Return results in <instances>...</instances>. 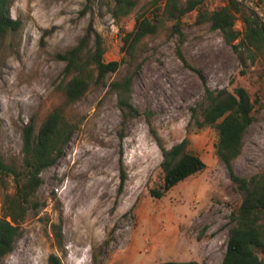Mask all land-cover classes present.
<instances>
[{
    "label": "rangeland",
    "instance_id": "obj_1",
    "mask_svg": "<svg viewBox=\"0 0 264 264\" xmlns=\"http://www.w3.org/2000/svg\"><path fill=\"white\" fill-rule=\"evenodd\" d=\"M137 1L134 12L116 22L113 0H12L11 17L21 29L0 42V158L20 170L24 127L33 121L39 129L57 109L78 128L64 156L41 174L33 198L39 207L30 209L3 264L223 263L241 196L216 154L217 131L198 130L192 108L204 100L206 88H245L256 120L234 170L242 177L264 173V59L244 67L234 47L209 23L197 24L199 12L193 11L183 21L182 52L194 69L178 58V37L163 30L109 76L111 82L134 74L132 102L139 116L123 125L117 96L104 85L67 104L66 64L58 55L76 47L92 26L107 46L105 61H120L124 36L150 2ZM238 2L264 22V0ZM227 4L204 0L202 10ZM236 29L243 30L241 20ZM158 139L167 149L188 139L189 150L206 164L162 199L151 195L162 184ZM13 192L12 183L0 182V217ZM54 225L61 228L60 240Z\"/></svg>",
    "mask_w": 264,
    "mask_h": 264
},
{
    "label": "trees",
    "instance_id": "obj_2",
    "mask_svg": "<svg viewBox=\"0 0 264 264\" xmlns=\"http://www.w3.org/2000/svg\"><path fill=\"white\" fill-rule=\"evenodd\" d=\"M112 16L116 22L130 16L138 6L137 0H113ZM204 0H150L143 12L136 17L133 31L123 38L124 56L120 61H105L107 46L92 26L73 49L59 54L64 62L67 81L64 94L67 104L80 101L93 86H109L117 96L122 123L140 115L132 102L134 74L108 82L110 75L131 64L140 44L148 37L157 36L165 30L170 37H178L177 56L185 67L194 69L184 56L182 46L186 36L183 29L185 17L198 11L197 24L209 23L213 31H219L224 41L233 46L244 67L248 62L255 64L264 59V22L255 14L244 12L238 0L218 10H202ZM12 0H0V42L9 34L21 29V22L11 17ZM151 16H149V15ZM240 15V16H239ZM241 20L243 30H237ZM93 37V45L89 42ZM255 103L245 88L211 90L206 88L205 98L192 108V122L198 130L208 127L218 133L216 154L226 166L232 182L241 196L239 208L232 214L227 251L222 264H264V173L242 177L234 170V161L242 153L244 138L255 122ZM77 123L68 119L62 109L52 112L37 129L33 121L23 129V159L20 170L8 165L0 158V182L5 186L12 183L14 192L5 198L0 217V264L13 252L17 239L22 234V225L30 209L38 208L33 201L42 184L41 174L54 166L65 153ZM162 150V184L151 190L153 198L162 199L181 182L204 171L205 162L189 150V140ZM127 176L122 172V191ZM53 232L60 240L62 232L57 225ZM58 261L54 256L51 261ZM161 264H199L190 262H164Z\"/></svg>",
    "mask_w": 264,
    "mask_h": 264
}]
</instances>
